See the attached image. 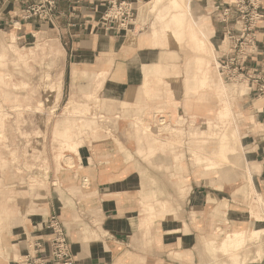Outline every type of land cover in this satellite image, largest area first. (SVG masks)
Listing matches in <instances>:
<instances>
[{"label":"crops","instance_id":"1","mask_svg":"<svg viewBox=\"0 0 264 264\" xmlns=\"http://www.w3.org/2000/svg\"><path fill=\"white\" fill-rule=\"evenodd\" d=\"M112 1L121 0H55L56 9L44 20L37 14L24 18L25 10L39 0H0V47L6 54L4 60L8 61V51L12 50L16 54L13 65L20 62L26 65V56L12 44L13 40L29 44L36 35L59 40L65 48L62 92L68 102L67 111L61 114L52 135L61 149L52 153L50 163L53 181L58 186L51 192L42 213L33 215L16 232L5 237V257H0V264H9L7 258L13 260L15 255H23L28 243L46 241L50 234L46 221L51 214L57 215L63 224L75 264L205 262L195 246L208 233L216 231V227L222 228L220 219H212L211 215L224 213L229 220H238L233 216L238 211L225 207L236 204L233 196L241 187L232 189L237 179L224 182L219 188V177H205L213 175L214 168L196 164L190 149L207 139L211 129L218 135L226 130L227 123L221 122L225 104L235 128V137L230 140L233 156L228 155L227 159H234V152L241 150L253 187L264 198V95L258 92L257 83L247 77L241 80L245 91L234 94L231 100L238 103L241 114L236 125L227 87L214 78L211 70L214 51L218 56L224 50L220 43L225 35L224 24L211 10L215 4L223 6L231 0H182L188 8L180 27L170 21L173 11L153 14L145 21V24L149 22L148 29L134 39V44L127 41L124 31L116 27L106 30L102 24L101 17ZM259 12L261 19L254 30L255 49L245 62L249 76L264 75V0ZM207 14L210 25L203 19ZM211 30L213 33L209 36ZM153 31L157 32V43L147 39ZM179 31L182 32L180 41L175 37ZM4 36L10 37V45L6 46ZM182 48L187 49L188 62L193 63L192 76L176 75L172 53ZM161 84L175 95L182 89V95L194 96L177 100L173 105V99L157 97ZM57 85L50 84L47 93L50 98L54 95L56 102L61 82ZM200 86L220 90L214 93L220 104L218 100H208L201 91L197 93ZM97 102L101 110L92 108L97 115H85L86 129L94 131L98 125L96 118H109L111 123L102 131L109 136L97 142L87 139L81 145V138L73 137L86 129L74 123L75 119L83 116L79 112L93 107L92 103L97 107ZM160 108L168 111L162 112ZM153 111L169 121L180 118L181 123L177 121L175 129L161 116L159 126L154 124L158 132L148 125L138 128V118ZM124 118H137L133 123L136 127L127 125ZM199 120L202 124H195ZM143 133L164 140L152 137V141H144ZM184 134L190 141L189 147L181 146ZM67 149L72 153L67 154ZM67 156L66 160L72 164L63 159ZM188 158L201 176L198 179L190 172ZM178 159L185 168L176 173L174 164ZM174 177H177L175 182ZM9 196L13 193L5 191L3 198ZM0 209L3 213L1 205ZM5 215L8 218L3 228L9 227L6 230L9 231L17 215L12 217L8 211ZM249 264H264V248L261 257Z\"/></svg>","mask_w":264,"mask_h":264},{"label":"rangeland","instance_id":"2","mask_svg":"<svg viewBox=\"0 0 264 264\" xmlns=\"http://www.w3.org/2000/svg\"><path fill=\"white\" fill-rule=\"evenodd\" d=\"M149 2H151V0H136L134 3L136 11L132 19L134 18L135 21L140 19L139 21H141L145 11L148 9ZM203 17V19H205V24L210 25L211 21L209 19V15L207 14V17L206 15ZM131 20L123 26L124 29H122V31L125 32L127 41L134 44V39H136V37H140L148 29L149 22L143 26L134 25V27H132V23L130 27L132 30L128 32L125 29L129 23L132 22ZM212 33V30L209 31V36H211ZM4 37L6 46L10 45V37ZM28 42L29 44H24L20 41L13 40L12 43L18 51L22 52L26 56V65L23 64V62H20L19 65L14 66L13 64H15V62L13 61L16 59V54L12 50H9L7 54V65L3 66V69H1L2 73L9 74V76H6L9 78V83L3 88V91L0 92V107L2 108V112L6 115L4 118V124L2 120H0V205L3 208V213L0 212V220L4 221V224H7L8 217H5V211H8L12 217L17 215L12 220L9 231H6L9 227H4V231H2L3 237L12 235V232L17 231V227L24 225V223H26L33 215L42 213L47 206V201L51 196V192L58 186L57 182L53 181L51 172L52 167L50 166V163L53 159L52 153L55 151L58 152L59 150L61 151L58 141H53L52 135L55 129V124L59 119L62 118L60 117L61 114L67 111L68 102L65 99V93L62 92V83L65 80V48L59 40H56L52 37L43 38L41 35H36L35 38ZM220 45H222L223 49L226 47L227 40L224 37ZM164 49L171 50L172 48L164 47ZM172 54H174L173 56L175 58L172 60V62H175L176 64V75L181 77L188 73L189 76H192L193 63L192 61L188 62L189 54L187 49L182 48L181 50H177ZM216 55V51H214V57H216ZM186 65H188V67H186ZM211 70L214 78L220 80V82L227 87V97L233 110V119L236 125H238V122L241 120V114L238 111V103L231 100L234 99V94L243 93L245 91V86L241 85L242 81L235 80L231 83L225 81L223 75H221V73L216 69L213 59L211 60ZM58 81L61 82V92L59 87L58 94L60 97L56 102L53 98L54 95L50 98L48 97L47 93L49 85L54 84V86L57 87ZM158 91V98L165 97V99H173V102L171 103L173 105H176L177 100L194 96H186L184 94L182 95V89L180 90L181 92L179 94L175 95L170 88L167 89V87H164L162 84L158 86ZM201 93L205 94L208 100H218V96H216L214 92L209 89L203 90ZM4 98H8L9 100H4ZM218 103L220 104L219 100ZM15 104H19V106H16ZM96 104L98 105L97 107L94 103H92L93 107H88L89 109L87 112V109L79 112V114L83 116L75 119L74 123L77 122L78 125L82 127V130L86 129L87 122L85 121V115L87 114L88 117L92 116L93 114L97 115V113L92 111V108L101 110L99 102ZM161 111L165 112L168 110L163 111V109H161ZM155 112L156 111H153V113L139 117V125L137 127L143 128V126L148 125L152 128L154 127V124L159 126V118L162 115L158 114L157 116V113ZM162 117H164L163 120H165V123H169L171 126L174 125L175 129L178 128L177 121L178 123H181L180 118H173L171 119L172 121H169L166 116ZM96 119L98 125L94 128V131H92L93 128H91L86 129V131L82 132L81 134L77 133V135H74V139L81 138V145H83L87 139L97 142L103 141L109 136L108 134H104L102 131H106L107 126L111 123L110 119L105 117ZM136 119L124 118L125 123L131 127L135 126L133 123H136ZM202 122V120H199L195 124L200 125ZM140 123L143 124L140 125ZM75 129L77 130L76 125ZM158 131L159 130L156 132ZM179 133L182 134L181 129L179 130ZM142 136L144 141H152V137H155V135H150L149 137L145 133H143ZM162 136H165V134L163 133ZM155 138L164 140V138L160 136ZM181 140L183 142L181 143V146L182 144H185L187 147H189L190 141L187 135L184 134L181 136ZM66 153L71 154L72 151L67 149ZM63 159H68V156ZM190 160L191 159L188 158L190 172L195 176V179H198L201 176L198 175V171L196 172L195 169L197 168L191 165ZM228 160L229 159H226V161ZM66 161L67 164H72L70 160ZM226 166L228 168H226ZM224 167L226 168L225 173H217V170L214 168V171L212 172L214 173L213 175L210 177L205 176L208 179L211 177H219V188L222 187L221 184L224 182L231 183L237 179H239V181L233 183L232 189L241 187L238 189L237 194L233 196V201H235L236 204H233V206H226L225 201L221 202L222 205L226 206L225 209L230 208L238 211L236 214H233V216L238 218V220L231 221L224 213H221V215L217 216L211 215L212 219L217 217V219H220L222 222V228H217V230L221 232V235L219 234V236L214 234V240L216 239L219 242L224 241L219 239L225 238L226 235H223L224 232L230 230L232 226H244L243 231L245 235L252 231L253 221L249 223L242 222L239 219V216L242 214V211H248L250 207H252V209L255 208V192L250 191V188H248L249 182L244 180L246 177L245 172L248 167L245 164L243 155L238 159H230V163L224 165ZM205 183L218 187L216 184H212L210 181H205ZM10 188H12V191H10ZM5 191L13 193V196H9L7 199L5 197L3 198ZM257 194L261 196L258 192ZM21 213H23V215H20ZM253 215H256L254 216L255 218L257 217V221L255 223L256 233L249 237L246 236L247 241L251 240L250 251L247 249L242 253L250 257L256 255L258 250H261L262 252L264 248V215L262 214V216H259L261 214L259 212L257 213L256 208ZM250 218L252 219V215ZM229 221L235 223L228 225L227 223ZM226 234L228 235V232H226ZM3 239L4 240H2V244L5 241V238ZM206 240L207 239L204 241V238L199 240L195 246L198 255L205 260V262L202 264H218V261H214L213 257L209 254L210 252L206 250L208 246ZM252 241L255 242V244H253ZM19 261L20 257L17 256L11 261L10 264H19Z\"/></svg>","mask_w":264,"mask_h":264},{"label":"built area","instance_id":"3","mask_svg":"<svg viewBox=\"0 0 264 264\" xmlns=\"http://www.w3.org/2000/svg\"><path fill=\"white\" fill-rule=\"evenodd\" d=\"M261 3L262 0H231L223 6L215 4L211 13L224 24V38L227 40L224 50L215 57L216 69L226 81L249 78L258 84V92L264 95V75L249 76L245 72V62L255 49L254 30L261 19ZM55 9V0H39L25 10L24 18L37 14L39 18L47 20ZM135 11L131 1H112L103 13L101 22L106 30L116 27L120 31L132 19ZM46 223L50 229L49 238L28 243L19 264H75L60 218L51 214Z\"/></svg>","mask_w":264,"mask_h":264},{"label":"bare ground","instance_id":"4","mask_svg":"<svg viewBox=\"0 0 264 264\" xmlns=\"http://www.w3.org/2000/svg\"><path fill=\"white\" fill-rule=\"evenodd\" d=\"M187 6L183 3L182 0H151V2H149V6L148 9L145 11L143 18L145 20H149V18L153 15V14H161L162 11H166L168 10L169 12L173 11L174 15L172 16V18L170 19V21H174L176 23V25L178 27H180L182 25L183 19L185 17V14L187 12ZM137 13H138V9H137ZM137 15V14H136ZM136 17V16H135ZM134 20V18L131 20L132 22L129 23V25L127 26V28L125 29L126 31H131L132 28L131 25L133 23L134 25H144L145 24V20ZM161 24L165 23V22H160ZM157 34L156 31H153V34L151 37L147 38L148 40L152 41V43H157L158 36H155ZM181 34L182 32L179 31V33L175 36L176 38H178V41L181 40ZM147 37V36H146ZM165 55L160 54V57H163ZM6 59V54L4 50H1L0 47V92L3 91V88L6 87L9 83V78H7V73H2L1 69H3V66H5V60ZM215 61V59H214ZM101 75V74H100ZM209 89L211 91L218 92L220 90H212L210 87L208 86H200L197 89V93L203 90ZM8 98H4V100ZM16 106H19V104H15ZM225 115H224V119L221 120L222 124H226V130L223 131L222 134H217V132L215 131V129H211L209 131L210 136L207 137V139L202 140L200 143H198V145L192 147L190 150L192 152V155L194 156V162L196 164H203L204 168L210 169V168H215L217 170V173H225L226 168H228L226 166V168L224 167V165L229 164L230 163V159L228 161H226V159L229 157L228 155H232V145L233 142H230V140H232L235 137V128L233 125V121L231 118V115L229 113V109L228 106L225 104ZM5 113L2 112V108L0 107V120H2L3 124H4V118H5ZM160 121H162V119H160ZM231 145V147H229ZM167 147H170L172 145L170 144H166ZM161 153H165V150L159 149ZM240 156H242L241 154V150L235 151L234 152V158L238 159ZM230 166V165H229ZM185 168V166L182 165L181 163V159L176 160L175 164H174V169L176 171V173H178L177 171L179 170H183ZM231 168V166H230ZM246 177H247V181L248 183V188H250V191L255 192V208L257 210V213L259 212L262 216V214L264 215V199L262 198V196H259L256 192V190L253 187V183L251 181L250 178V170H246ZM245 177V179H246ZM177 177H174V182L176 181ZM250 193V192H249ZM181 195V193H180ZM179 195V196H180ZM21 200V199H20ZM225 204V203H224ZM254 209H252V207L249 208V210L246 213L241 214L239 217L240 219H242V222H246L249 223L251 221H253V230L250 231L247 235L244 234L243 231V227H236V226H232V228L230 230H227L226 232H228V235L226 234V232H224L223 235H226L225 238H221L219 240H224L222 242H219L218 240H214V234L216 235H221V232L217 230L218 227H216V231L212 232V233H208L206 237H204V241L205 239L207 242V248L206 250H208L209 254L213 257L214 261H218V264H249V263H254L258 258L261 257V250H258L256 255L250 257L248 255H244L242 254L243 251H246L248 249V251H250V241L246 240V236H251L252 234L256 233V229H255V223L257 221V217L255 218L253 215L254 214ZM252 215V219L250 218ZM50 216V215H49ZM254 217V219H253ZM1 218V215H0ZM3 222L2 220H0V257L3 258L4 254H5V248L2 244V240H4L2 236V231H4L3 229ZM230 222V221H229ZM232 225V224H231ZM245 225V224H244ZM246 227V225H245ZM219 235V236H220ZM253 242V241H252ZM248 243V245H247ZM206 244V243H205ZM210 244V245H209ZM253 244H255V242H253ZM217 246V247H215ZM5 257V256H4ZM15 257H17V255H15ZM217 257V258H216ZM7 258V257H6ZM5 259V258H4ZM15 259V258H14ZM13 259V260H14ZM9 264L11 263L12 259H8ZM205 264V263H204Z\"/></svg>","mask_w":264,"mask_h":264}]
</instances>
